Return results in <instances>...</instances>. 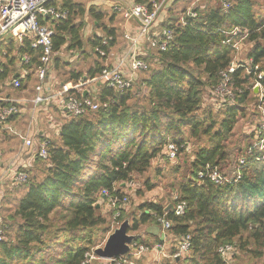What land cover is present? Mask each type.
<instances>
[{
	"label": "trees",
	"instance_id": "1",
	"mask_svg": "<svg viewBox=\"0 0 264 264\" xmlns=\"http://www.w3.org/2000/svg\"><path fill=\"white\" fill-rule=\"evenodd\" d=\"M149 1L120 0L123 5ZM228 1L230 8L224 12L219 0H170L164 11L167 20L163 21V13L158 19L160 28H169L174 34L166 51H148L144 60L150 67L140 73L132 89L117 94L101 83L95 98L86 97L98 106L97 111L68 117L61 125L48 147L47 160L36 157L25 171L26 192L14 216H7L6 222L2 219L7 230L0 242V264H81L93 248L95 231L104 237L110 232L100 213L102 203L108 202L102 191L110 197H126L123 188L133 175H143L154 163L168 160L169 142L178 147L177 157L188 154L193 146L180 182L168 184L170 191L187 203V209L183 216L176 217L171 211L165 212L167 206L160 201H142L134 209L137 213L128 233L136 232L140 224H158L156 217L165 215L171 223L168 234L178 240L177 246L182 237H190L189 253L178 259L180 264H225L217 249L226 244L236 250L231 260L241 255L264 257V167L248 162L241 178L231 184L202 183L196 178L206 165L218 167L226 161L224 142L238 120L246 116L249 98L254 100L251 109L256 103L253 90L247 89L249 79L243 68L233 75L235 87L245 90L236 104L215 111L209 103L219 72L235 57L234 50L223 44L225 33L246 29L249 49L241 62L251 59L259 64L264 60V0ZM107 3L51 0L47 4L67 11L63 21L40 20L53 31L54 55L48 71L54 69L62 82L75 84L79 79L98 77L107 62L95 49L115 51L124 42L123 18ZM188 9L196 16L186 17L188 25L180 26L179 18ZM89 26L93 31H88ZM102 38L111 39L108 46L101 45ZM4 39L9 42L5 44ZM30 43L26 38L20 44L11 37L0 40V56L5 54L0 63V90L16 75L18 56L27 55L26 69L32 73L37 70L42 51L31 49ZM61 52L65 58L75 56L76 68H70L74 63L58 58ZM261 70L264 72L263 65ZM32 73L27 80L32 79ZM19 82L18 92L26 88L24 81ZM252 138L253 132L247 148ZM246 150L240 156H245ZM171 170L173 175L179 173V167ZM155 188L149 179L143 183L146 192ZM144 190L135 191L138 199H143ZM124 211L121 206L117 223L124 220ZM9 233L13 237L7 241Z\"/></svg>",
	"mask_w": 264,
	"mask_h": 264
},
{
	"label": "built area",
	"instance_id": "2",
	"mask_svg": "<svg viewBox=\"0 0 264 264\" xmlns=\"http://www.w3.org/2000/svg\"><path fill=\"white\" fill-rule=\"evenodd\" d=\"M50 1L0 0V39L11 37L20 44L26 38L31 42V49L41 48L42 51L39 61L40 64L35 72L39 83L35 88L36 96L31 101L34 108L40 104L54 101L59 109L64 111L68 117H79L87 112H95L98 106L92 100L79 98L86 87L95 83H103L113 93L124 94L132 88L139 73L148 71L150 66L144 60L148 55V51L165 52L173 41V31L165 27L160 28L158 25L159 16L161 13H164L170 0H150L148 4L136 5H123L120 0H108L107 4L114 11L120 13L125 21L137 24V29L134 34L124 33L123 39L127 44L125 52L120 57H117L114 52H106L104 49L97 47L95 52L100 58L111 61L117 57L116 64L106 65L96 78L90 80L79 79L75 84H65L60 90L52 94L49 87L45 85V81L49 76L48 69L54 55L52 52L53 31L47 26L40 24V20L63 21L67 17V11L47 6ZM219 4L220 9L224 12L230 8V2L228 0H219ZM195 16L196 14L193 10L188 9L180 16L178 24L180 26H186L188 22L185 21V18H194ZM225 35L226 39L223 44L234 50L235 57L229 66L218 74V83L212 88V105H221L223 109L226 105L236 104L238 97L242 96L245 90L235 87L233 75L239 68H243L245 76L250 80L247 89L253 91L256 89L258 91L254 106L258 114V121L252 130V144L247 148L245 156H240L237 159L236 167L232 175L222 174L217 167L210 165H206L197 173L196 178L199 182L209 181L216 185L237 182L241 178V171L249 165L248 162L264 165V87L262 85L264 72L261 70V64L264 63V60L259 64H254L251 59L245 62L238 60V54L243 51L247 44L246 40L249 33L246 29L235 28L231 32L225 33ZM110 41V38H102L101 45L108 46ZM22 59L24 63L28 62L27 56H22ZM10 85L15 89L20 88L18 79L12 80ZM45 91L46 95L43 94ZM106 106L107 104L104 105V108ZM19 113L20 109L15 105L0 109V129L3 128L11 134L20 137L24 148H31L34 142L28 136L18 134L7 124L9 118ZM29 128L31 129V125H29ZM50 145L51 140L48 139L39 143L37 145L36 157L42 161H46L48 147ZM166 151V158L173 161L177 157L178 147L174 143L169 142ZM7 175H11L15 185L26 184L28 180L25 172H16L11 166L1 176L5 177ZM102 195L113 206L116 218L119 217V208L125 205L128 199L126 197L123 199L110 197L106 190L102 191ZM171 202V212H173L174 216H183L187 209V203L181 200L176 193L172 194ZM156 221L164 232H167L171 227V223L166 220L165 215L156 217ZM6 230L7 226L2 222L0 213V242L5 239ZM150 250L156 251L160 249H157V247L149 249L146 246L133 244L130 252L124 257L106 261L109 264H133L131 261L132 258L139 256L141 253L149 252ZM189 250L190 237L184 236L181 238L177 252L173 258L183 259L188 255ZM217 253L225 264H229L231 257L236 254V250L233 245L226 244L219 247ZM94 258L97 257L93 253L88 252L85 254L84 261L81 264H90Z\"/></svg>",
	"mask_w": 264,
	"mask_h": 264
},
{
	"label": "crops",
	"instance_id": "3",
	"mask_svg": "<svg viewBox=\"0 0 264 264\" xmlns=\"http://www.w3.org/2000/svg\"><path fill=\"white\" fill-rule=\"evenodd\" d=\"M163 15V21L167 20V17L165 18L166 14L163 13ZM121 28L123 33L128 32L134 34L137 29V24L134 22L125 21L123 19V24L121 25ZM2 42H5L6 44L9 41L4 39ZM126 48L127 44L124 41L122 45L119 46L118 52H115L116 55H121V53L123 54ZM4 55L5 54L2 52L0 56V63ZM22 56L27 55L22 54L16 58L15 72L16 75H19V77L16 79L24 81L23 83L26 84V88L25 90L18 92V89H15L10 85L12 81L11 79H14L15 76L11 77L10 81L6 85H4L0 90V99L3 101L0 102V109H3V107H1L2 104H6L9 106L15 105L19 107L20 113L16 116L11 117L7 124L18 134L28 136L34 142V144L31 148H24L22 139L20 137L11 134L9 131L4 130L3 128L0 129V208H4L3 210L8 212V217L14 216L18 201L25 195L26 187L25 184L15 185L11 175L2 177V173L6 171L9 166H11L12 169L16 172H25L26 170H29L36 159L37 145L45 139L51 140L52 142L53 138L57 137V135L59 134L61 125H63V123L68 120V116L64 113V111L59 109V107L54 101H49L40 104L35 108L33 107L31 101L36 96L35 88L37 87L39 82L35 75L36 71H33L32 73V70L26 69L28 62L24 63ZM58 58L64 63H76L75 56H73V54H71L70 57L65 58L64 53L61 52L59 53ZM116 58L117 57H115L111 61H106V65L116 64ZM70 68L76 67L72 66ZM1 71L2 70L0 69V72ZM29 73H32V77L30 76L32 79H30V81L26 78L28 77L27 75ZM58 78L59 77L54 71V69L52 72H49V76L46 80L45 85L49 87L52 94L60 90L63 85L72 84L71 82L64 83ZM101 86V83H97L95 85L93 84L86 87L84 90V92L87 93L85 97L89 96L90 98H95L98 88ZM43 94L46 95V91ZM7 100L8 102H6ZM245 109L247 113L246 116L240 118L239 120L243 122V129L241 130L242 136L247 137L249 139L252 134V130L256 126L258 114L255 108L251 109V106L246 105ZM29 125H31V129L29 128ZM234 168L235 167H233L230 170L231 172H229L232 173ZM160 202L164 203L166 201H164V199H161ZM170 204L171 202L166 203V206L168 207ZM127 211L128 209L125 212ZM134 214L135 213L133 210L129 217L130 220L128 219V217L126 218V220H128L129 222V227L131 226L132 217ZM136 217L138 219L139 214H137ZM131 234L134 235L135 241L138 240V242H140L139 245L146 246L149 249H154V247L160 249L156 251L150 250L149 252L141 253L139 256L132 258L131 261L133 264L179 263L178 259H176V261L173 260L174 255H172L177 252L178 246L176 243L178 240L168 234V231L164 232L160 225L152 222L140 224L138 226V230ZM133 244L138 245L134 241L132 245ZM235 259L236 258H233V260L230 259L229 264H232Z\"/></svg>",
	"mask_w": 264,
	"mask_h": 264
},
{
	"label": "rangeland",
	"instance_id": "4",
	"mask_svg": "<svg viewBox=\"0 0 264 264\" xmlns=\"http://www.w3.org/2000/svg\"><path fill=\"white\" fill-rule=\"evenodd\" d=\"M193 5L194 4H192L191 6H193ZM88 23L90 24L89 20L86 21V25H88ZM86 30H87V28H86ZM91 30L93 31V28L89 26L88 31H91ZM247 49H249V44H246L243 51L240 54H238V56H237L238 60H244L245 59L244 53L247 51ZM116 51H118V49H116L114 51V53ZM262 65L264 66V63L261 64V66ZM73 67H76V63H74ZM139 76H140V74H138L136 81L139 78ZM249 82H250V80H249ZM133 87L134 86H132V88ZM256 97H257V95L255 94V99H256ZM249 99H250V101L247 103V106H252L254 104V100L251 98H249ZM212 101H213V99L209 100V103L211 104L212 109H214L215 111H219L222 109L221 105H218V106L212 105ZM244 119H246V118H244ZM242 123L243 122L241 120H239V122L237 123V125L235 126V128L233 129L231 134L229 135L228 139L224 142L225 153H226L227 159L225 162L221 163V165L217 167L222 174L225 173L226 175H229V176L232 175L233 172L230 173L231 172L230 170L233 167H236L235 164L237 163V159L247 149L249 139L247 137L242 136V131H241L243 129ZM250 144H252V143H250ZM192 150H193V146L191 145V148H190V151L188 154H185V153L179 154L178 157L176 158V160L174 159V161L162 160V161H159V163L156 162V163H154V165L151 167V169L147 173H145L143 175H133L132 181L127 183V186L125 185L124 186L125 188H123V192L126 195V198H128V202L122 206L125 210L128 209L127 212L124 211V220L123 221H125L127 217L130 220L129 217H130L131 213L133 212L135 207H137L142 201L143 202H149V203H157V202L161 201V199H164V201H166V202H164V203L161 202V203H163L165 206H166V203L171 202V196H172V193H174V192L170 191L168 184L173 183V185L174 184L176 185L180 182L181 175H183L185 172L186 164H184V163H188L189 161H191ZM187 155H188V157H186ZM259 166L264 167V165H261V164ZM173 167H179V173L178 174H176V175L172 174L171 169ZM156 170H158V172ZM156 172L159 173L158 176H156L157 175ZM146 179H149V181L151 183H154L156 185V188L153 189L152 191L146 192L143 189V183L146 181ZM136 190H140V191L144 190L143 199H141V200L138 199V196L135 195ZM170 205H172V202ZM3 209L4 208H0L1 217L6 222V217L8 216V212H6ZM113 209H114L113 206L110 205L109 202L105 201L104 203H102L100 213H101V215H103V217L106 218L107 222H106V225L104 227H108L110 232L108 234H106L104 237L102 235V233H97V231H95L96 235L94 237V244L92 245L93 248L91 249V253H93V251L96 248H102V246L104 245L108 235H110L115 229H117L120 226L121 223L116 222L118 217L116 218V216L114 214H112V217H111V211L114 212ZM134 213H137V212L134 210ZM9 222L7 221V224ZM11 223L16 225V222H10V224ZM128 234L133 235L131 233H128ZM11 237H13V234L9 233V236H7V238H6L7 241ZM90 264H109V262H107L106 260L94 258L90 262ZM232 264H264V257L259 258V259H253L250 256L241 255V256L237 257Z\"/></svg>",
	"mask_w": 264,
	"mask_h": 264
},
{
	"label": "water",
	"instance_id": "5",
	"mask_svg": "<svg viewBox=\"0 0 264 264\" xmlns=\"http://www.w3.org/2000/svg\"><path fill=\"white\" fill-rule=\"evenodd\" d=\"M19 75H15L14 78H18ZM257 94V90L253 91ZM86 92L82 94V98H86ZM172 209V205H169L165 212H169ZM129 222L123 221L120 226L115 229L110 235H108L102 248H96L93 254L101 260H110L113 258L124 257L130 252L131 245L134 241V235L128 234Z\"/></svg>",
	"mask_w": 264,
	"mask_h": 264
}]
</instances>
